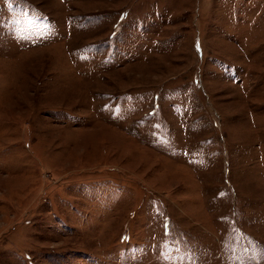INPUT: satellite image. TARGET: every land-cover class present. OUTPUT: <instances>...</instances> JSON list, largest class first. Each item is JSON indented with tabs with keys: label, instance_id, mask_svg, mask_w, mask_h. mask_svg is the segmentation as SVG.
<instances>
[{
	"label": "rangeland",
	"instance_id": "1",
	"mask_svg": "<svg viewBox=\"0 0 264 264\" xmlns=\"http://www.w3.org/2000/svg\"><path fill=\"white\" fill-rule=\"evenodd\" d=\"M0 264H264V0H0Z\"/></svg>",
	"mask_w": 264,
	"mask_h": 264
}]
</instances>
